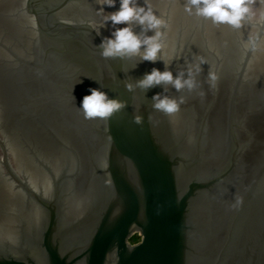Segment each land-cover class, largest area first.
Wrapping results in <instances>:
<instances>
[{
  "label": "water",
  "instance_id": "1",
  "mask_svg": "<svg viewBox=\"0 0 264 264\" xmlns=\"http://www.w3.org/2000/svg\"><path fill=\"white\" fill-rule=\"evenodd\" d=\"M150 2L163 59L219 77L171 116L125 87L162 61L95 51L99 0H0V264H264V0L240 29ZM100 85L125 106L85 120Z\"/></svg>",
  "mask_w": 264,
  "mask_h": 264
},
{
  "label": "clouds",
  "instance_id": "2",
  "mask_svg": "<svg viewBox=\"0 0 264 264\" xmlns=\"http://www.w3.org/2000/svg\"><path fill=\"white\" fill-rule=\"evenodd\" d=\"M117 3L119 7L116 10H105V6L114 8ZM99 5L96 11L101 19L97 34L102 35L101 29L108 28V22H111V34L104 36L99 45L95 44V51L101 58L123 62L125 57H139V63L151 61L155 64L162 61L164 64V70L153 67L145 72L135 85L126 82L125 87L130 92L135 87L148 92L159 86L161 91L151 97L152 108L168 116L177 113L186 102L184 95H172L173 90L179 93L186 89L191 93L199 89L198 95H206L197 77L203 71L202 66L208 64L207 59L194 55L190 60L183 59V64L176 63L175 68V60L169 63L163 59L164 30L167 28V22L163 15L153 8L150 0H143V3L140 0H99ZM183 10L189 16L235 29H240L254 16L253 0H185ZM106 12L109 14L105 15ZM208 65L206 82L209 90H214L219 77L212 66ZM124 106L123 101L111 96L106 88L100 85L98 88L88 89V94L83 96L78 109L85 120H106Z\"/></svg>",
  "mask_w": 264,
  "mask_h": 264
},
{
  "label": "flooded vegetation",
  "instance_id": "3",
  "mask_svg": "<svg viewBox=\"0 0 264 264\" xmlns=\"http://www.w3.org/2000/svg\"><path fill=\"white\" fill-rule=\"evenodd\" d=\"M105 7H107V6H105ZM119 7V6H118Z\"/></svg>",
  "mask_w": 264,
  "mask_h": 264
}]
</instances>
